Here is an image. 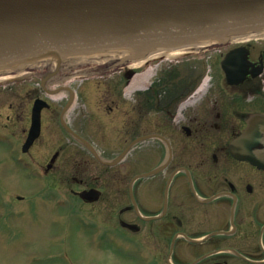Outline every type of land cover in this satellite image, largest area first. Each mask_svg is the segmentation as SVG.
I'll return each instance as SVG.
<instances>
[{
    "label": "flooded vegetation",
    "instance_id": "1",
    "mask_svg": "<svg viewBox=\"0 0 264 264\" xmlns=\"http://www.w3.org/2000/svg\"><path fill=\"white\" fill-rule=\"evenodd\" d=\"M259 42L233 43L221 53L223 56L234 47L247 48L251 72L238 85L227 84L223 73L220 82L211 75L203 86L151 85L125 92V85L138 73L134 67L124 66L96 76L93 71L102 65L86 61L78 65L84 72L85 85L74 88L75 101L84 100L86 107L67 112L71 128L90 142L104 141L108 146L146 137L140 147L145 155L147 175L136 181L134 200L148 217L142 219L137 215L132 203L128 208L131 222L143 223L146 248L168 252L175 238V244L179 239L184 240L179 248L193 255L194 264H264V168L235 157L231 150L232 142L246 129L249 115L264 114V45ZM261 62L262 72L254 75ZM60 79L61 83L64 77ZM92 79L96 81H88ZM28 81L30 86L25 91L29 104L37 97L50 102L43 112L41 133L47 130L51 133L47 122L58 118L64 135L76 142L61 124L71 89L49 93L41 85L39 71L33 72ZM95 82L99 84L91 85ZM23 92L6 90L3 94L18 98ZM127 93L132 101L127 100ZM23 105L20 102L13 107L11 103L8 110L15 112L6 114L2 122L5 136L2 142L11 143V150H5V154L13 162L21 155L32 157L36 144L28 152H22L30 127V122L19 121ZM243 147L241 142L240 148ZM259 148H264V134ZM100 152L105 156L104 151ZM168 159L165 167L152 173ZM39 167L45 179L58 168L54 165L47 169L45 164ZM12 168L18 171V162ZM103 176L102 172L98 180ZM58 178L66 180L68 176ZM72 179L78 184L77 189L71 188L74 193L97 187L101 191L97 201L109 199L103 181L90 185L82 178ZM165 207V215L158 217Z\"/></svg>",
    "mask_w": 264,
    "mask_h": 264
},
{
    "label": "rangeland",
    "instance_id": "2",
    "mask_svg": "<svg viewBox=\"0 0 264 264\" xmlns=\"http://www.w3.org/2000/svg\"><path fill=\"white\" fill-rule=\"evenodd\" d=\"M254 42L260 44L259 40ZM262 42L264 45V40ZM228 47L198 49L173 59L155 58L150 62L154 75L149 84L161 78L160 85H183L187 82L199 85L203 78L211 75L220 81L221 53ZM145 71L136 75L133 81L139 83ZM71 83L80 88L85 85L80 80ZM130 84L125 85V92H128ZM27 86H30L29 82L21 80L6 88L8 91L24 90L16 98L3 94L5 86L0 84V264H170L168 256L171 251L160 253L155 248H146L143 225L140 233H133L120 228L118 221L132 219V213H120V209L129 204L128 185L132 176L146 167L142 147L134 148L121 162L106 168L80 146L67 143L62 157L55 163L58 168L53 170L51 185H45L37 178L26 160L21 167L18 165L19 171L12 168L15 164L5 154V150H11V143L2 142L4 132L1 124L6 114L15 112L8 110L10 104L16 107L20 102L24 103L23 107L20 106L24 110L19 121L28 124L30 99L25 91ZM126 95L127 100L132 101L130 94ZM54 103L59 110L58 102ZM74 108H84V103L80 101ZM47 124L53 132L45 131L37 141L32 151L36 165L46 164L53 150L64 145L65 137H62L58 122L49 119ZM127 144L121 141L108 146L104 141L95 142L108 158L114 157ZM61 171L63 173L59 175L68 176V179H58L56 172ZM102 172L103 179L98 180ZM73 176L84 179L88 184L103 181L109 199L91 204L74 199L76 197L70 192ZM180 241L184 240L176 242L171 254L174 264L187 263L192 259V254L179 248Z\"/></svg>",
    "mask_w": 264,
    "mask_h": 264
},
{
    "label": "water",
    "instance_id": "3",
    "mask_svg": "<svg viewBox=\"0 0 264 264\" xmlns=\"http://www.w3.org/2000/svg\"><path fill=\"white\" fill-rule=\"evenodd\" d=\"M260 32H264V0H0V76L37 66L46 67L51 76L87 59H104L107 66L114 67L163 49L223 45L235 37ZM249 64L244 49L229 51L222 60L228 83L242 82ZM45 105L42 99L35 101L24 150L40 134ZM261 133L264 115L255 114L243 134L247 150L234 154L264 167V151L254 152L252 145L259 142ZM253 134L258 135L253 138ZM143 139L104 162L116 164ZM80 196L93 201L99 193L90 189Z\"/></svg>",
    "mask_w": 264,
    "mask_h": 264
},
{
    "label": "bare ground",
    "instance_id": "4",
    "mask_svg": "<svg viewBox=\"0 0 264 264\" xmlns=\"http://www.w3.org/2000/svg\"><path fill=\"white\" fill-rule=\"evenodd\" d=\"M259 37H264V33L262 34H254V35H249V36H246L244 38V40H249V39H255V38H259ZM189 49L187 48H179V49H172V50H166V51H160V52H157L155 53L154 55H152L148 61H152L154 60L155 58H158V57H166L167 59H173V58H176L177 56H180L184 53H186ZM145 62H138L136 65L139 66V65H143ZM152 74H151V68H149L147 71L144 72L143 76H142V79L140 80L139 83L133 81L131 83V86H136V85H147L149 84L148 83V80L149 78H151ZM3 79V78H0V80ZM202 85H207V81H204Z\"/></svg>",
    "mask_w": 264,
    "mask_h": 264
}]
</instances>
